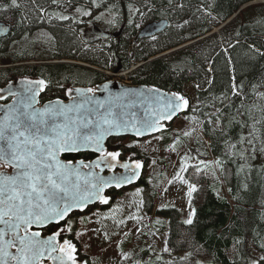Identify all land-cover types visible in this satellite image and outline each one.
<instances>
[{"label": "trees", "instance_id": "1", "mask_svg": "<svg viewBox=\"0 0 264 264\" xmlns=\"http://www.w3.org/2000/svg\"><path fill=\"white\" fill-rule=\"evenodd\" d=\"M4 2L0 0V7ZM96 3L99 8L91 0H18L19 8L0 12V21L9 26L8 34L0 38V87L17 78L41 79L46 83L41 101H49L64 98L68 87H93L106 81L108 76L96 68L126 72L139 64L128 73L131 84L185 95L190 105L184 115L202 135L194 136L191 130L181 147L198 140L202 153L197 158L206 162L190 164L185 174L196 188L191 199L193 224H185L175 207L159 209L170 222L167 246L171 255L163 252L153 261L139 264H185L180 257L190 250L192 241L206 249V256L197 259L211 264H251L264 254L260 247L264 244V155L258 152L240 171L241 161L226 156L224 141L237 142L239 134L248 131L240 124L252 122L238 115L237 109H251L257 119L264 116L254 107H264L260 98L264 93V0ZM112 4L117 7L109 12ZM77 7L91 10L92 15L83 16L76 12ZM101 13L102 19L95 20ZM160 20L168 21L164 31L138 37L144 24ZM233 82L243 86L242 97L233 95ZM211 155L222 162L223 170L220 165L219 169L225 195L215 189L221 181L212 171ZM140 186L146 188L147 180ZM85 260L102 264L89 256Z\"/></svg>", "mask_w": 264, "mask_h": 264}, {"label": "snow or ice", "instance_id": "2", "mask_svg": "<svg viewBox=\"0 0 264 264\" xmlns=\"http://www.w3.org/2000/svg\"><path fill=\"white\" fill-rule=\"evenodd\" d=\"M52 2L56 3L57 0ZM91 3L96 8L100 7L96 0H91ZM116 7L115 4L109 5L108 11L111 12ZM128 7L131 11L132 5L129 4ZM13 8H19L18 0H5L0 12ZM135 11L140 10L137 8ZM76 12L83 16L92 15L91 10H82L80 7L76 8ZM103 15L101 13L95 16V20L100 21ZM140 15L143 17L144 13ZM129 23H132L131 19ZM0 31H7V28H0ZM45 87V81L39 80L28 81L27 86L16 93H12L10 89L9 93L17 99L0 114V264H45L46 261H51L52 264H87L86 260L81 262L77 259V248L72 240L63 238L65 233L74 231L73 216L86 209L91 211L89 206L96 202L108 205L112 198L104 194L106 189L131 184L134 179L139 178V170L143 167L140 161H136L131 174H126L130 165L119 160V150H107L105 139L114 133L119 135L118 130L128 131L129 128L137 136L159 132L165 127L162 121H172L180 111L189 107L185 97L172 94L175 99L169 98L164 103L163 110L154 111L148 118L139 121L135 120L134 114L132 119H125L127 113L115 111L112 104L94 100L93 97H86L83 101L73 98L68 104L60 100L49 101L37 108V97ZM242 89V85L233 82L234 96L242 97ZM68 91L70 94L73 90ZM75 91L77 95L81 94L80 90ZM87 92L94 93L95 89L88 88ZM260 98L264 100V93L260 94ZM254 107L264 113V107ZM237 114L247 116L252 122L249 124L246 120L240 124L241 129H248L247 133L242 131L237 142L226 139L224 147L228 150L226 156L241 161L239 168L244 171L249 159H255L258 152L264 155V131H261L264 129V116L259 119L253 117L251 109H237ZM216 119L219 120L220 117L217 116ZM184 134L187 136L190 132ZM257 143L260 144L259 148ZM82 151L98 155L90 161L66 158ZM215 163L223 170L220 159ZM117 165L125 169V174H115ZM106 169L113 175H102ZM186 170L182 165L181 171ZM196 170L200 171L199 168ZM173 180L187 182L179 173ZM190 188L191 191L196 190L194 185H190ZM139 191L141 190L137 189ZM194 214L193 210L184 223L192 225ZM128 219L140 221L142 217L130 215ZM120 223L125 221L121 220ZM156 223L162 222L157 220ZM48 225H55L56 231L46 237L41 231L34 230ZM164 243L162 251L171 255L168 241L165 240ZM260 247L264 249V244ZM189 249L180 257L182 262L211 264L205 259H197L206 256L203 245L192 241L189 242ZM130 258V253H123V259ZM168 264L172 262L169 261ZM251 264H264V254L258 259H252Z\"/></svg>", "mask_w": 264, "mask_h": 264}, {"label": "rangeland", "instance_id": "3", "mask_svg": "<svg viewBox=\"0 0 264 264\" xmlns=\"http://www.w3.org/2000/svg\"><path fill=\"white\" fill-rule=\"evenodd\" d=\"M233 19L232 17L227 20V23ZM97 28L99 27L97 26ZM219 28L216 29V32ZM35 38L39 43V38ZM67 62L79 63L76 61ZM83 65L85 64L83 63ZM109 77L128 82L127 72L113 73L109 71ZM170 130L174 134L161 133L158 136L141 140L125 138L122 140L123 144L135 145L136 148L144 151L147 162L144 176L148 186L144 189L141 186L127 189L119 196L109 212L93 213L87 216V220L84 218L80 220L81 223L78 224L80 226L77 231L75 230V238L81 251L93 261L102 264H135L144 260L153 261L154 257L158 258L157 256L163 253L162 249L165 246V240L168 241L170 226L169 219L157 211L161 208L175 207L183 222L193 212L191 199L194 191H191L190 185L194 184L187 179L186 171H181V167L183 165L187 169L190 164H199L202 159L197 158V155L202 153V147L196 144L198 140L188 147L181 146L184 144L185 132L193 130L194 136L202 134L198 127L191 125L184 114L170 124ZM173 146L175 150H173ZM206 146L208 147V145ZM182 158L184 159L182 160ZM209 161L215 177L221 181L220 185H215V189L225 195L226 189L219 165L215 163L216 158L211 155ZM177 173L187 182L173 180ZM137 189L141 191L137 192ZM190 191L191 195H189ZM130 215H137L142 219L140 221L130 220L128 219ZM121 220H124L125 223L121 224ZM157 220L162 223H156ZM78 233H82V235H77ZM123 253H130L131 258L123 259Z\"/></svg>", "mask_w": 264, "mask_h": 264}, {"label": "water", "instance_id": "4", "mask_svg": "<svg viewBox=\"0 0 264 264\" xmlns=\"http://www.w3.org/2000/svg\"><path fill=\"white\" fill-rule=\"evenodd\" d=\"M167 26H168L167 20L152 21V22L146 23L140 28L138 37L139 38H149V37L155 36L161 33L162 31H164ZM0 28H7V31H0V38H2L8 34L9 26L3 21H0ZM39 80L40 79H36V78H17V79L10 81L5 86L1 87L0 97H3V99H0V114L3 113V111L6 109L7 106H11L17 99L15 95H11L9 93L10 89L12 93H16V92H19L25 86H27L28 81H39ZM88 88L95 89V92L88 93L87 92ZM70 89L73 91L69 94L68 90ZM77 89L81 91L80 95H77L75 91ZM44 90L40 91L37 97L38 103L35 105V107L37 108H40L41 106L48 104L49 101L55 102L57 100H60V101H63L64 104H68L72 102L73 98H75V100L77 101H83L86 97H93L94 100H100L102 102L112 104L115 111L127 113V115L125 116V119H132L133 114H134L136 121H139L144 118H148L154 111L163 110V105L169 98L175 99V97H173L172 94H177V95L185 97L183 94H180L178 92L166 91L158 87H154V86L126 84L117 79H110V80L102 82L93 87H83V86L68 87L65 90V99L57 98V99H53V100H49V101L41 103L40 99H41V95L44 92ZM185 98L187 99V97ZM8 99H10V101L5 102ZM185 111L186 110L180 111L178 115L173 118L172 121H167V120L162 121L165 127L162 128L161 131L159 132L145 133L142 136H137L131 130V128H129L128 131L118 130L119 135L114 133L113 135L108 136L104 141V145L106 147L108 140L113 139V138L123 139L127 137H132V138L141 140V139H145L148 137L156 136L162 132L167 131L169 129V125L172 124L173 121H175V119H177L180 115L184 114ZM137 126L139 125L137 124ZM82 152H88V151H82ZM122 163H126V162H122ZM127 164H129L131 168L126 174H131V169L135 167V163H127ZM117 167H119V165H117ZM119 168L121 169V171L115 172V174L116 175L125 174V169L121 167ZM139 172H140L139 178L134 179L131 184H124L120 188H115V187L113 188L117 190H121V189L131 187V186H134L140 183L141 178L143 176V167L139 170ZM102 175L104 174L102 173ZM111 175H113L112 172L109 173V176ZM104 176L108 177V175H104ZM93 205H90V206H93ZM34 230L41 231V229H34ZM50 263L52 264L51 261Z\"/></svg>", "mask_w": 264, "mask_h": 264}, {"label": "flooded vegetation", "instance_id": "5", "mask_svg": "<svg viewBox=\"0 0 264 264\" xmlns=\"http://www.w3.org/2000/svg\"><path fill=\"white\" fill-rule=\"evenodd\" d=\"M168 132H170L171 134H174V132L171 131V130H168ZM125 139L136 140L134 138H125ZM122 140L123 139H110V140H108V142L106 144L107 150L108 151L119 150L121 152V156L119 158V160L121 162L135 163L136 161H140L142 163V165H143V170L145 171V169L147 168V162L145 160L144 151L140 150L139 148H136L135 145L123 144ZM96 155H98V154H93L91 152H80V153H76L73 156L66 157V158H71V159H75V160L90 161V160L95 159ZM97 171H99V170L97 169ZM119 171H121V169L119 167H116L115 172H119ZM109 173L110 172L106 169L103 174L109 176ZM142 180H145L144 179V175H143V178H141V181ZM135 186H140V183H138V184H136L134 186H131V187H127V188L121 189V190H117L115 188L107 189L105 194L111 196L112 199L110 200V203L108 205L96 203L93 206H90L91 211H88L86 209L85 212L77 213L76 215H74L73 216L74 223L72 225L74 231L75 230L77 231L78 227L80 226L78 224L81 223L80 220L82 218H84V220H87L86 218L90 214H93V213H106L107 211L109 212V209L112 208L115 205V203H116L117 199L119 198V196L124 191H126L127 189H130V188L135 187ZM84 222L87 224L86 221H84ZM85 223H83V224H85ZM54 231H56V226L55 225H48L46 228L41 229V232H42L43 236L51 235ZM63 238L72 240L73 244H75L76 248H77V259L80 260L81 262L85 261V258L88 255L83 253L81 251V249L77 246L76 242H78V241L76 240V242H75V239H76L75 238V234L73 232L65 233L63 235ZM45 264H51V263H50V261H46Z\"/></svg>", "mask_w": 264, "mask_h": 264}]
</instances>
